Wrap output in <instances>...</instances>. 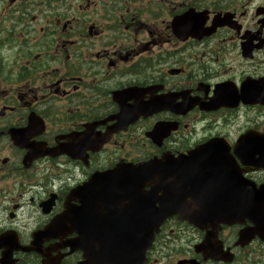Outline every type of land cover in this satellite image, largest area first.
Masks as SVG:
<instances>
[{
	"label": "flooded vegetation",
	"instance_id": "1",
	"mask_svg": "<svg viewBox=\"0 0 264 264\" xmlns=\"http://www.w3.org/2000/svg\"><path fill=\"white\" fill-rule=\"evenodd\" d=\"M161 158L264 188V0H0V264H105L143 208L94 176ZM200 175L138 264H264L249 222L212 236Z\"/></svg>",
	"mask_w": 264,
	"mask_h": 264
},
{
	"label": "water",
	"instance_id": "2",
	"mask_svg": "<svg viewBox=\"0 0 264 264\" xmlns=\"http://www.w3.org/2000/svg\"><path fill=\"white\" fill-rule=\"evenodd\" d=\"M149 165V164H148ZM153 164L149 165L147 168V172L153 171L155 168L151 169ZM140 166H136V169H132L130 170L129 173V182H130V187H129V192H130V197L131 199H135V198H139V185H138V178H135L134 175H138L140 172V169H138ZM175 170L173 165L170 166L169 170L163 174V177L161 179V184L159 185L158 189H152V193L150 194L148 192V200H147V207H148V211L146 212V225H147V232H146V244L143 246H136V245H132V242L129 245V253L131 254V252H135L137 251L140 247L142 248L143 252L148 248V246L150 245V242L152 241L153 238V231L156 230L157 226L159 225V223L162 221V219L164 218V214L162 212L164 211V207L165 206H171V201H167L165 203H159L160 207L156 210L155 209V201H152V198H155V195L157 192L162 191L164 193L166 192H170L172 190V180H173V176H174ZM211 193H213L215 191V189H211V188H205V191H209ZM225 190V189H223ZM229 190V189H228ZM218 190L215 192L216 195ZM200 196V192L197 193ZM167 199H171L172 195L171 194H165ZM260 197H264V193H261ZM150 208H153L154 210H150ZM215 208H222L225 210H235L237 214H247L251 209L252 206H242V210L240 208H238L235 205H221L218 204V206H211V209H215ZM171 214V213H170ZM148 215V216H147ZM262 217V219L264 220V212L260 215ZM144 240V239H143ZM131 251V252H130ZM117 256V253H116ZM116 260H118V257H115Z\"/></svg>",
	"mask_w": 264,
	"mask_h": 264
}]
</instances>
